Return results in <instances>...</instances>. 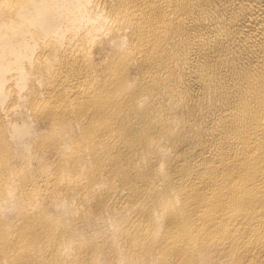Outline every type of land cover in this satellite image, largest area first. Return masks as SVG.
<instances>
[{
  "label": "bare ground",
  "instance_id": "6f19581e",
  "mask_svg": "<svg viewBox=\"0 0 264 264\" xmlns=\"http://www.w3.org/2000/svg\"><path fill=\"white\" fill-rule=\"evenodd\" d=\"M0 264H264V0H0Z\"/></svg>",
  "mask_w": 264,
  "mask_h": 264
}]
</instances>
